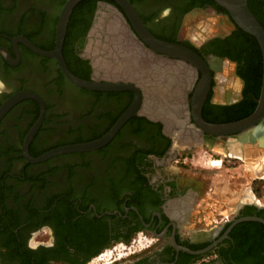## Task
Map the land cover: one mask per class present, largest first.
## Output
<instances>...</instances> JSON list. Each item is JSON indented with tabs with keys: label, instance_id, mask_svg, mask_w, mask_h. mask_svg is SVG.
Returning a JSON list of instances; mask_svg holds the SVG:
<instances>
[{
	"label": "flooded vegetation",
	"instance_id": "af4514ba",
	"mask_svg": "<svg viewBox=\"0 0 264 264\" xmlns=\"http://www.w3.org/2000/svg\"><path fill=\"white\" fill-rule=\"evenodd\" d=\"M128 1L153 35L191 48L205 62L212 76L201 110L205 121L242 119L246 116L233 117L251 108V98L255 109L260 89L256 96L244 79L249 51L248 38L240 37L241 28L235 25L225 35L218 32L201 40L185 35L190 13L200 10L221 22L220 18L230 19L224 7L215 0ZM63 3L0 0V106L21 91H30L44 104L28 147L31 157L104 135L134 99L129 90L96 91L73 85L54 58L36 53L25 42L43 50L54 48ZM104 4L125 16L114 0H82L69 16L62 56L78 77L92 76L83 50ZM221 27L225 28L224 22ZM224 62L232 65L239 88L233 96L223 92L217 100L216 75ZM197 71L188 91L183 81L171 88L178 92L173 98L178 104L185 92L189 111L201 77ZM183 108L177 106L176 111ZM41 111L39 100L28 97L0 117V264H264V223L237 221L249 216L264 219V204L255 198L239 199L234 209H212L207 200L214 199L212 189L181 174V151L194 146L174 144L164 123L135 114L99 149L32 163L22 145ZM187 119L194 122L190 112ZM139 236L148 243L114 257L106 251L117 241H135Z\"/></svg>",
	"mask_w": 264,
	"mask_h": 264
},
{
	"label": "water",
	"instance_id": "95a60500",
	"mask_svg": "<svg viewBox=\"0 0 264 264\" xmlns=\"http://www.w3.org/2000/svg\"><path fill=\"white\" fill-rule=\"evenodd\" d=\"M80 1L82 0H65L61 6L56 24L55 46L52 50H43L27 40L25 42L36 53L54 58L63 75L73 85L96 91L129 90L134 93V99L104 135L85 142L57 146L37 157H31L28 147L42 120L44 104L30 91H21L12 95L0 106V117L21 99L34 97L41 103V115L26 133L22 145L23 153L29 162H41L59 154L99 149L107 144L121 125L135 114L164 123L165 131L168 133L172 131L174 144L179 146L193 147L205 144L206 140L201 136L203 133L214 136L207 140L225 142L229 138L236 139L239 134L257 127H262L264 130V28L249 9L248 0H215L226 9L230 18V21L227 17L220 18L225 23L223 29L221 27L223 22L219 21L220 35L227 34L229 29L237 25L256 39L262 56L260 94L255 109L248 116L227 123H210L201 116L202 106L212 81L211 73L203 59L187 46L162 40L153 35L128 0H114L122 7L125 16L110 4H104L105 10L97 12L83 50V56L89 60L92 67V76L90 79H83L73 74L64 62L62 45L69 16ZM201 12L196 10L189 16ZM197 70H200L201 77L192 93L189 111L185 92L180 95L182 102L178 104L177 100H173L178 92H173L171 88L173 84L183 81V87L188 91L197 76ZM182 104L184 108L180 112L176 111L177 106ZM189 112L194 119L193 123L188 122ZM174 124L178 125L177 129L171 127ZM251 135L258 139L261 131L253 130ZM224 136L227 137L226 140L221 138ZM175 137L180 139V142ZM240 220H257L264 223V219L254 216L243 217L237 221Z\"/></svg>",
	"mask_w": 264,
	"mask_h": 264
},
{
	"label": "rangeland",
	"instance_id": "374dc122",
	"mask_svg": "<svg viewBox=\"0 0 264 264\" xmlns=\"http://www.w3.org/2000/svg\"><path fill=\"white\" fill-rule=\"evenodd\" d=\"M219 25L218 18L209 13L201 12L192 17L188 15L184 22L185 35L191 40L194 38L201 40L205 36L218 32ZM238 88V80L232 74V65L224 62L222 69L216 75L214 98L220 99L223 92L227 93L228 96H233ZM258 144L253 143L247 146V149L251 151V156L248 158L236 154H227L220 148H213L206 144H199L191 149H186L181 151L183 152L181 174L194 176L203 182L205 188L212 189L211 195L214 199L207 200L212 203V209L217 211L227 210L230 207L234 209V204L239 199L241 201L250 199V197H245L247 193H254V198L259 203L264 204V149L261 148L262 152L256 151V149L259 150ZM216 158L221 159L220 166L213 163V159ZM146 243H148L146 238L139 236L135 241L126 243L117 241L112 244L113 246H109L106 251H109L110 255L114 257L116 254H126L129 247L133 249ZM131 244L132 247L129 246Z\"/></svg>",
	"mask_w": 264,
	"mask_h": 264
},
{
	"label": "trees",
	"instance_id": "16d2710c",
	"mask_svg": "<svg viewBox=\"0 0 264 264\" xmlns=\"http://www.w3.org/2000/svg\"><path fill=\"white\" fill-rule=\"evenodd\" d=\"M248 6L251 12L253 13V15L256 17V19L264 28V1L248 0ZM239 31H240V37L248 38V41H246L249 51L246 60V65L248 69H247V75L244 76V79L247 81L248 85H250L251 91L256 93L257 96L259 94V89L261 85V76H262V57H261L260 47L256 39L252 35L244 32L242 29H239ZM81 78L87 79V77L84 76ZM250 98L251 96L249 97V99ZM250 100L253 101L251 103L252 104L251 108L248 111L244 112L243 114L236 115L235 117H233V119H238L242 116L243 117L247 116L250 114V112H252V109L255 106L254 105L255 101L252 98Z\"/></svg>",
	"mask_w": 264,
	"mask_h": 264
},
{
	"label": "bare ground",
	"instance_id": "6f19581e",
	"mask_svg": "<svg viewBox=\"0 0 264 264\" xmlns=\"http://www.w3.org/2000/svg\"><path fill=\"white\" fill-rule=\"evenodd\" d=\"M253 130L261 131L260 138H258V139L253 138V136L251 135V132ZM252 131H249V130L245 131V132L239 134L237 139L229 138L228 141L220 142L221 144L218 142H215V141H211V140H206L205 144L210 145L213 148H220V149L224 150L227 154H236V155L242 156L244 158H248L249 156H251V151H249L247 149V146L249 144L259 143L258 144L259 147H257V148H259V150L256 149V151L262 152L261 148L264 149V130H263V128L257 127L256 129H252ZM213 163L217 166H220L221 159H219V158L213 159ZM245 197H250V199H252V200L254 198L253 194H248V193ZM255 202H258V201H255Z\"/></svg>",
	"mask_w": 264,
	"mask_h": 264
}]
</instances>
